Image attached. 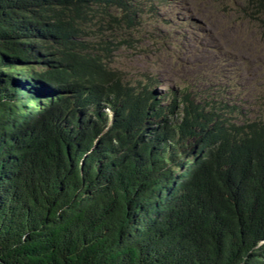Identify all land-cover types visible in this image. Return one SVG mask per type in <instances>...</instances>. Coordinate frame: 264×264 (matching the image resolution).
Instances as JSON below:
<instances>
[{"label": "trees", "instance_id": "trees-1", "mask_svg": "<svg viewBox=\"0 0 264 264\" xmlns=\"http://www.w3.org/2000/svg\"><path fill=\"white\" fill-rule=\"evenodd\" d=\"M134 1L0 0V264H264V100L124 80Z\"/></svg>", "mask_w": 264, "mask_h": 264}, {"label": "rangeland", "instance_id": "rangeland-1", "mask_svg": "<svg viewBox=\"0 0 264 264\" xmlns=\"http://www.w3.org/2000/svg\"><path fill=\"white\" fill-rule=\"evenodd\" d=\"M139 12L109 66L131 84L152 82L159 95L187 91L263 113L264 29L238 12L240 0H135ZM166 101V100H165ZM238 109V110H239Z\"/></svg>", "mask_w": 264, "mask_h": 264}]
</instances>
